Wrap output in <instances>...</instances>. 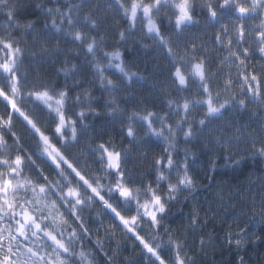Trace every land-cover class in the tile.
<instances>
[{"label": "clouds", "instance_id": "clouds-1", "mask_svg": "<svg viewBox=\"0 0 264 264\" xmlns=\"http://www.w3.org/2000/svg\"><path fill=\"white\" fill-rule=\"evenodd\" d=\"M181 2L0 0V89L17 105L0 101V174L15 185L0 257L264 264V92L244 79L264 64V0H189L178 22ZM221 24L246 33L236 61V44L212 43Z\"/></svg>", "mask_w": 264, "mask_h": 264}, {"label": "snow or ice", "instance_id": "snow-or-ice-1", "mask_svg": "<svg viewBox=\"0 0 264 264\" xmlns=\"http://www.w3.org/2000/svg\"><path fill=\"white\" fill-rule=\"evenodd\" d=\"M188 2L189 0H182L180 4L175 6V10L178 13L176 17L178 22L183 21L186 17L190 16L191 10L188 7ZM205 10L208 13L210 19L212 17H216L217 19L220 18V14L215 12L214 9L206 8ZM261 37L264 38V33H261ZM246 39H247V36L243 30H241L235 38L230 37L227 34V31L225 30L224 25L221 24L220 32L214 33L212 36V43L216 45L220 50L227 49L228 52H231L233 45L236 44L237 45L236 52L238 55H229L227 57V59L230 61H236L239 58V55L243 54V51H247V48L241 50L237 42L244 43ZM191 46L193 50H195V44L192 43ZM202 46H203V42H202ZM8 47L11 48V45H8ZM259 50L264 51V49H259ZM11 55H12V59L14 60L15 52H12ZM240 63L243 64L245 63V61H240ZM2 67H3V70L6 71L9 75L11 74V71L13 68V65L11 63H4ZM200 67H201L200 65H196L197 69H199ZM259 72H260V75H257V69H253L251 75L249 76L247 71L245 70L244 79L245 80L250 79L252 81H255V84L260 88L261 92H264V64L260 65ZM249 86L251 87V85ZM38 95L40 96L41 100L45 104H49V102L54 99L53 97L48 95L47 91H41L38 93ZM0 101L6 102L9 110L15 112L17 108L16 102L13 97L8 95L7 90L0 89ZM56 103H60V101L57 100ZM59 121L61 125L65 123V117L63 114H59ZM0 123H2V121H0ZM41 136L44 141L46 150L49 152L50 155L53 156V159H55L56 155L60 154L59 149H57L55 145H52L49 143V138L46 135H43V133H41ZM107 154L109 157L112 156L111 152H108ZM21 162H22V157L19 155L16 156L14 160V165H20ZM113 163L114 164L116 163L115 160H113ZM0 166L7 167V162L0 163ZM16 171H17V168L15 166L11 167L10 177L15 175ZM14 188H15V185H13L12 179L11 178L5 179L3 177V174H0V196H2V200H0V207H3L6 204L9 211L12 212L13 214L15 213V201L8 197V193L10 190H13ZM93 190L95 191V189ZM2 215H3V212H0V216ZM20 215L24 218V220L33 219L31 214L26 210H22ZM23 226H24L23 222H21V224L18 225V227L21 229L23 228ZM2 232H3V229L0 228V234H2ZM2 238H3L2 235H0V241H2ZM12 259L13 257H11L10 255L0 257V264H11Z\"/></svg>", "mask_w": 264, "mask_h": 264}]
</instances>
